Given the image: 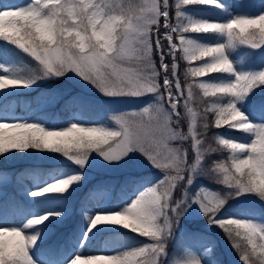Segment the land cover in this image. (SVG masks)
<instances>
[{
  "label": "snow or ice",
  "instance_id": "snow-or-ice-1",
  "mask_svg": "<svg viewBox=\"0 0 264 264\" xmlns=\"http://www.w3.org/2000/svg\"><path fill=\"white\" fill-rule=\"evenodd\" d=\"M197 5L223 8L221 0H173L172 5L169 0H162V4L140 8L138 14L126 0H27L22 5H0V40L21 49L37 65V72L31 77L0 65L6 73L0 75V90L30 88L37 79L61 77L73 71L105 96L155 95V103L139 111L110 115L114 127L73 122L50 130L41 123L0 120V155L34 148L61 153L83 169L92 152L111 164L138 151L164 173L154 184L139 191L122 210L97 213L90 218L85 213L89 224L80 238L83 245L90 241V233L97 225L115 224L148 238V243L121 254L77 253L67 264H164L168 241L193 204L199 206L210 224L224 231L243 264H264V224L217 217L229 197L252 193L264 200V123H252L237 106L238 101L247 97L250 106L264 115V99L253 94L254 89L264 86V68L237 70L228 55V49L236 45L264 47V12L255 16L234 15L227 20L206 19L186 11L188 6ZM173 6L175 24L170 22L169 9ZM160 17H163L162 37ZM153 25L157 27L154 44L160 53L159 69L151 61ZM188 33L216 34L224 39L208 43ZM161 39L166 42L167 54L172 56L171 64L165 62ZM177 52H182L186 61H203L198 67L187 69L192 77L215 73L232 76L231 80L201 81L197 85L203 96L217 98L205 109L215 114L217 129L230 128L252 135L250 142L245 143L214 134L218 145L230 153V164L223 160L205 163L206 155L219 149H205V139L197 132L196 113L188 106L193 97L192 85L187 86L185 95L178 75ZM181 101L186 115L191 117L187 133L180 127L185 119L180 112ZM3 103L10 104L7 99ZM203 127L206 130L207 123ZM189 139L190 146L183 147V142ZM173 141L178 146L171 147ZM206 171L235 191L221 194L201 186L190 193L196 175ZM82 179L83 172L74 173L34 189L29 195H63ZM63 215V211L45 212L29 218L23 228L0 227V264H36L30 250L41 234L36 231L26 235L24 229L43 225L49 216ZM242 233L246 245L237 242ZM49 254L55 256L57 250L53 247ZM184 264L201 261L192 256Z\"/></svg>",
  "mask_w": 264,
  "mask_h": 264
},
{
  "label": "rangeland",
  "instance_id": "rangeland-1",
  "mask_svg": "<svg viewBox=\"0 0 264 264\" xmlns=\"http://www.w3.org/2000/svg\"><path fill=\"white\" fill-rule=\"evenodd\" d=\"M26 2L27 0H0V5H22ZM126 3L130 4L138 14L140 8L148 7L152 3L162 4V0H126ZM221 3H224V8L220 11H215V14L202 13L199 9H201L203 5H198V8H195L194 11L192 7L188 6L186 11L197 17L220 20H227L234 15L255 16L264 12V4L259 5L257 0H221ZM169 11L170 22L175 24V8L170 7ZM161 21L163 22V17L159 18V23ZM159 31L162 37L164 31L163 23L162 25L159 24ZM156 32L157 27L153 25L151 28L153 45H155ZM187 35L208 43H216L224 39L223 36H218L216 34L204 33V37H200L196 35V33H188ZM161 43L165 46V62L171 64L172 56L167 54L166 42L161 39ZM263 48L264 47L255 48L254 57H256V59L261 57ZM228 55L230 59L233 60L237 70L249 71L264 68V61L257 68H251V64L244 61L234 47L228 49ZM176 56L178 75L182 86L185 88V95L187 94V86L191 84L193 90L195 81L198 85L201 81L218 82V80L227 81L232 79V76L223 73L209 74L204 77H192L190 73L187 72V69L198 67L203 61H186L183 59L182 52H177ZM159 57V52L157 58H154L153 54L151 57V61L156 65L157 69H159L160 64ZM256 59L251 58L249 60L255 62ZM10 62V57L0 50V65L9 66ZM4 74L6 73L0 69V75ZM43 78L55 79L54 86L45 91V94L51 97L50 99H57L72 93L77 96V100L83 109L79 111L76 107H71L68 111L66 120H48L45 116V112H43L45 117L38 112V110L43 107L42 102L33 106L32 100L34 98L32 100H25L24 96H19L17 98V94H19L20 90L27 91L28 97H31L29 95L30 88H9L6 90L12 92L6 96L11 97L9 99L10 104L6 105L3 101L0 103V120L36 122L41 123L50 130H58L61 127H67L73 122L82 124H105L114 127V122L109 118L113 113L139 111L140 108L147 104L155 103L154 94H146L140 97L105 96L95 86L84 81L73 71H68L61 77L48 76ZM200 91L202 93V90ZM6 96L4 97L6 98ZM38 98L44 100L45 97ZM2 99H0V101ZM181 103H183V101H181ZM212 103H214V101L210 104ZM237 106L241 111L247 114L248 120L252 123H264V115L251 111L244 100L238 101ZM164 107H167L166 100ZM182 115L185 116V119L180 127L182 131L187 133L191 117H188L186 113H182ZM145 119H147V117H145ZM224 129L226 132L222 131L220 134L226 137L245 143L250 142L252 139V135L249 133L239 131L240 134L236 135L233 132L234 129ZM190 143L191 140L189 139L184 141L182 146L187 148L190 146ZM170 146L176 147L178 146V142H170ZM55 161L62 162H53L55 163L54 166H56L55 170H46L43 174L26 171L14 178L11 173H0V200L6 193V183H12L16 193H20L27 200H30L34 197L29 195V193L34 189L42 188L46 184L65 176L83 172V179L79 183L73 184L68 192L63 195L59 194V196L53 194L57 196L54 201L57 205L48 206L44 209L32 206L27 210H23L21 208L17 209L14 204L8 206L4 201L0 203V227L23 228V225L32 216L41 215L45 212H64V215L59 218L55 217L54 219L53 216H49L48 220H46L47 223L44 229L40 226L24 229V231L27 232L26 235L36 231H39L41 236L45 235V232L52 233L51 236H49L50 239H47L48 241L41 243L38 242V239L36 246L30 250L36 264H67L77 253L81 255L99 253L121 254L149 242L148 238L139 236L115 224L97 225L92 229V233H90V241L83 245L80 243V238L81 233L88 228L89 224V219L85 218V213H87L90 218L97 213H111L122 210L126 204L130 203L131 199L135 198L139 191L151 186L160 179L164 175L162 170L153 167L138 151L131 152L120 162L111 164L104 161L96 152H92L88 164L83 169L64 156L57 158ZM201 186L206 190H211L207 184L195 177L193 184L189 188L190 193L196 192ZM176 197H180V192L177 193ZM254 200L255 197H252L251 193L233 196L227 201V206L230 205L231 207H221L217 213V217H235L264 224V216L252 208H238L237 214L234 216L231 214L232 209H234L233 207L244 205L246 202L249 204L248 206H252L251 201ZM62 219L64 221L61 225L64 224V226L57 224L58 222L60 223ZM76 219L78 230H73L72 225ZM50 227L53 228L52 231H50ZM116 227H121L123 231L121 235L113 236L110 232L116 230ZM209 230L212 231V227L207 217L201 212L198 205L193 204L180 218L173 236L168 241V251L167 255L164 257V264H184V262L189 260L192 256L198 257L201 264H220L218 255L224 259L226 264H242L241 260L233 257L230 244L224 242L222 239L220 240L217 235L203 233L201 237L204 238L196 239L192 237V233L195 231L202 232ZM53 247L57 250V255L55 256L49 254V249Z\"/></svg>",
  "mask_w": 264,
  "mask_h": 264
},
{
  "label": "trees",
  "instance_id": "trees-1",
  "mask_svg": "<svg viewBox=\"0 0 264 264\" xmlns=\"http://www.w3.org/2000/svg\"><path fill=\"white\" fill-rule=\"evenodd\" d=\"M257 3L259 5L264 4V0H258ZM169 4L172 5V0H169ZM193 10L195 8H198L197 6H192ZM202 8L199 9L202 11V13H214L215 11H219L220 9L218 8H211L208 6H201ZM162 21L159 23L162 25ZM200 37H204V33H196ZM2 48L8 52V54L12 58V65L11 67L17 70L18 74L24 77H31L37 72V65L36 62L32 57H30L28 54L23 52L21 49L16 47L13 44H10L6 41L0 40ZM237 50V53H239L240 57L246 61L248 64H251V68H256L258 67L262 60L264 59V48H263V53L259 59H256L254 57L255 54V49L250 48L247 45H236L234 47ZM153 55L154 58H157L158 52L155 50V45H153ZM251 58L256 59L255 62L252 60H249ZM54 81L55 79L48 78H40L37 79L36 82L30 87L34 93H37L39 90H44L48 89L52 86H54ZM193 97L192 100L189 102V107L192 108V110L196 113V126H197V132L202 135V138L205 139L204 143V148L205 149H212L216 150L219 149V151H211L206 155V159H208L205 163H209L211 160L212 161H218V160H223L225 163L230 164V160L228 157L230 156V153L228 152L227 149H223L222 146L218 145V142L214 139V134L225 131L224 128L217 129L214 126V119H215V114L211 111L205 112V109L208 108L211 102H216L215 97H205L203 96V93H201L200 89L197 86L196 81L193 84ZM256 98L264 99V86H261L257 89H254V93ZM252 95V94H250ZM245 103L249 105V107L253 110H255L252 106L249 104V98L244 99ZM56 103H60L57 105ZM71 103L77 107L78 106V100L77 96H69V97H62V99H53V100H48V102L45 104L46 106L50 107L51 109V116H56L59 112V108L61 105H65ZM184 103V102H183ZM183 103H181V114L185 113V109L183 108ZM184 111V112H183ZM84 113V112H83ZM85 114V113H84ZM207 123L208 128L205 130L203 125ZM223 132V133H224ZM234 134L239 135V131L233 130ZM63 155L61 153L57 152H50V151H45V150H38L34 148H29L26 151H16L13 150L11 152H7L4 155H0V172L1 171H7V172H12L13 175H17L18 173H21L23 171H35L42 173L47 169L50 170H55V167L53 162H58L61 163L62 161H55L57 158L62 157ZM196 178L207 184L213 192H220L221 194L235 191L234 189H228L227 186L223 185L220 183L216 178L215 175H210L207 171L201 174H197ZM178 193V192H177ZM176 193V195H177ZM55 193L47 194L45 196L40 197V199H44L46 201L50 200V203H53L56 200ZM53 195V196H52ZM252 197H255L254 201H251L252 206H248L249 204L244 203V205H237L233 207L231 214H237L238 213V208L246 207V208H252L255 209V211L259 212L261 215L264 216V200L260 199L259 196L256 194H252ZM232 197H229L231 199ZM227 201L226 203L222 206V208H228L231 207L230 205L227 206ZM59 223V222H58ZM45 225V224H43ZM212 227V231H202V232H193L192 237L196 239L204 238L201 237V234H210L212 233L213 235H217L219 239L223 240L224 242H227L230 244L231 247V252L232 255L235 259L240 258L239 252L234 249L232 246V242H230L228 236L224 233V231L216 224H210ZM116 230H113L110 232L113 236L116 235H121L123 229L121 227H116ZM49 235L48 233H46ZM45 234V235H46ZM208 237V236H206ZM209 238V237H208ZM222 242V241H221ZM237 242L241 243L242 245H246V241L243 239V233L240 238H237ZM259 250H257V255L259 256ZM218 259L220 260V264H226L224 259L219 257ZM242 261V260H241ZM243 264V261H242Z\"/></svg>",
  "mask_w": 264,
  "mask_h": 264
},
{
  "label": "bare ground",
  "instance_id": "bare-ground-1",
  "mask_svg": "<svg viewBox=\"0 0 264 264\" xmlns=\"http://www.w3.org/2000/svg\"><path fill=\"white\" fill-rule=\"evenodd\" d=\"M7 91H8V90H6V89H4V90H0V93H1V95H3V94H5V93H7Z\"/></svg>",
  "mask_w": 264,
  "mask_h": 264
}]
</instances>
